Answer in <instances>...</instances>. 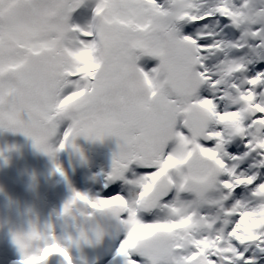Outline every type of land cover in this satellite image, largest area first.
<instances>
[{
  "label": "snow or ice",
  "instance_id": "obj_1",
  "mask_svg": "<svg viewBox=\"0 0 264 264\" xmlns=\"http://www.w3.org/2000/svg\"><path fill=\"white\" fill-rule=\"evenodd\" d=\"M83 3L0 0V130L22 133L53 160L75 149L77 137H113L118 150L106 180H124L133 164L146 174L134 182L139 192L131 201L69 184L56 215L74 234L30 223L12 237L19 264H72L68 247L103 237L102 228L90 227L98 216L116 220L125 233L116 253L125 264H259L264 72L248 78V59L235 54H264V8L252 0H96L85 30L69 23ZM220 20L228 21L220 32L207 30ZM181 25H191V34L182 35ZM225 28L241 35L225 39ZM216 55L225 58L208 68L204 61ZM145 56L158 61L147 72L138 66ZM205 87L209 97L200 95ZM224 101L228 107L218 110ZM237 139L246 151L229 154ZM247 162L254 171L241 169ZM55 171L67 180L59 165ZM239 188L248 198L235 199ZM173 189L176 198L163 202ZM185 192L194 199L181 200Z\"/></svg>",
  "mask_w": 264,
  "mask_h": 264
},
{
  "label": "bare ground",
  "instance_id": "obj_2",
  "mask_svg": "<svg viewBox=\"0 0 264 264\" xmlns=\"http://www.w3.org/2000/svg\"><path fill=\"white\" fill-rule=\"evenodd\" d=\"M86 1L77 9L78 13L72 14L69 21L71 25L85 30L93 18L88 11L93 5ZM161 2L163 3V0ZM240 2L241 0H235L237 5ZM209 3L214 4L215 0H209ZM252 3L255 8H264V0H252ZM227 23L226 20H220L218 27L213 21L207 25V30L220 32L223 25ZM178 27L182 35L191 34V25ZM200 27L203 28L204 25ZM222 35L225 39H235L241 35V31L225 28ZM254 43L256 42L249 41L250 45ZM235 56L248 59L246 74L248 78L255 73L264 72V54L256 52L254 48H246ZM224 58L223 55H216L209 57L204 63L208 68L214 69ZM157 64L158 61L155 58L147 56L138 61V66L146 72ZM200 95L209 97L211 90L202 88ZM226 107L228 102H221L218 110ZM229 110L235 109L231 107ZM58 131L62 136L63 127L61 126ZM58 139L59 137L50 143L55 147ZM74 143L75 149L66 147L53 160L38 151L33 141L22 133L0 130V264H19L21 256L12 237L14 233L27 232L30 223H36L40 228L52 224L58 236L74 234L71 222L66 224L60 220L57 224L55 221L56 214L71 195L69 184L76 191L88 193L91 196L110 192L121 194L131 201L138 194L139 188L134 182L145 175L146 170L135 164L131 165L124 174V180L114 182L106 180L112 168L113 154L118 150L115 138L108 137L103 141H92L81 136L77 137ZM201 143L204 142L201 141ZM173 147L174 144L170 143L168 150L170 151ZM226 151L232 155H239L246 151L244 142L237 139L226 147ZM249 164L250 162L242 164L241 169L254 171L249 168ZM56 165L68 170L67 180L61 188L55 185L58 175L55 171ZM173 178H175L174 174ZM258 182H264V169L260 170ZM233 195L235 199H246L249 193L244 188H239ZM176 196V190L173 189L163 202L175 199ZM179 196L184 201L194 199L193 194L187 192L180 193ZM207 211L215 212V209ZM106 223L104 235L98 242L93 239L92 243L68 247L72 264H125L124 258L116 254L125 233L116 220H109ZM56 264H60V261L57 260ZM259 264H264V258L260 259Z\"/></svg>",
  "mask_w": 264,
  "mask_h": 264
},
{
  "label": "clouds",
  "instance_id": "obj_3",
  "mask_svg": "<svg viewBox=\"0 0 264 264\" xmlns=\"http://www.w3.org/2000/svg\"><path fill=\"white\" fill-rule=\"evenodd\" d=\"M137 92L139 94H143L145 92L144 86L142 83H138L137 85ZM109 220H113L108 216H98L96 221L93 222V225H91L90 227H100L103 230H105L106 226H107V221Z\"/></svg>",
  "mask_w": 264,
  "mask_h": 264
}]
</instances>
